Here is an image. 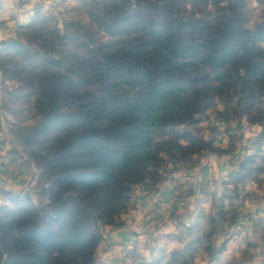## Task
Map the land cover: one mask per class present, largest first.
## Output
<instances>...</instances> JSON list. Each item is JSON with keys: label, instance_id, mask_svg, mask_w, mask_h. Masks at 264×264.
Here are the masks:
<instances>
[{"label": "trees", "instance_id": "1", "mask_svg": "<svg viewBox=\"0 0 264 264\" xmlns=\"http://www.w3.org/2000/svg\"><path fill=\"white\" fill-rule=\"evenodd\" d=\"M256 1L78 0L62 26L38 12L18 26L1 47V76L14 82L2 108L18 117L10 133L40 173L36 200L16 194L0 205V264H99L102 225L154 176L162 152L205 146L187 130L185 145L157 136L217 102L264 120V0ZM210 236L190 238L166 261L129 264H191Z\"/></svg>", "mask_w": 264, "mask_h": 264}, {"label": "rangeland", "instance_id": "2", "mask_svg": "<svg viewBox=\"0 0 264 264\" xmlns=\"http://www.w3.org/2000/svg\"><path fill=\"white\" fill-rule=\"evenodd\" d=\"M77 1L42 0L35 6L31 18L37 12L52 15L62 26V18L69 16L70 8L75 6ZM250 3L252 6L257 5L256 0H251ZM19 25L7 31L6 38H17ZM2 46L0 45V54L3 52ZM13 85L12 80H3L0 71V141L11 144V153L18 155L19 157L15 156L18 159L22 158L21 155L29 158L10 133L18 117L2 108L3 100L8 99L7 91ZM234 109L233 101L226 104L214 103L204 113L197 115L195 121L172 126L163 135L156 137L157 140L185 145L187 140L181 135L187 130L197 135L205 146L200 152L192 155L182 156L177 149L171 151L173 154L162 152V160L151 165L154 176L146 184L137 187L157 185L166 180L169 169L184 172L187 166L194 167V162L202 175L198 174V177L196 174L195 177L191 176L192 180L189 182L174 186L179 194L172 198V207H166L164 210L165 216L150 205L148 213L152 216L139 218L145 223L146 230L137 245L138 252L142 254L137 253L136 246L129 242V251H125L124 263L118 257L116 264H129L138 259L152 260L157 257L166 261L173 250L183 248L186 241L203 235L204 231L211 232V236L199 241V248L192 261L190 260L191 264H264V120L252 123L246 115L239 117ZM238 121L241 122L240 128H237ZM246 161L249 162L247 166L244 165ZM1 163L2 160L0 165ZM211 163L217 170L220 166L223 167L222 171L225 172H219L209 178V172H205L204 168ZM35 168L33 186L29 190L23 192L0 187V205H11L16 194H29L33 199H37V179L40 171L36 166ZM4 170L11 174L7 167ZM137 187L128 192L116 221L101 227L102 240L96 250L99 264H106L103 259L106 251L102 250V244L108 228L122 224L121 217L130 210L129 200L135 195ZM189 194L191 196L185 198ZM220 207L224 218H221ZM211 213H214L217 219L213 225L208 223L206 217ZM162 217L166 221L165 225L169 224L166 228L172 225V231L166 232L162 228ZM196 221H199L201 226L187 235L186 227ZM209 245L212 247L211 251L205 248ZM151 246L155 247L153 252L148 251Z\"/></svg>", "mask_w": 264, "mask_h": 264}, {"label": "crops", "instance_id": "3", "mask_svg": "<svg viewBox=\"0 0 264 264\" xmlns=\"http://www.w3.org/2000/svg\"><path fill=\"white\" fill-rule=\"evenodd\" d=\"M41 1L0 0V40L5 39L7 37L5 33L11 31L16 25L27 23L33 15L35 6L41 3ZM10 146L11 144L8 142L0 141V161L2 160L0 165V187H3L5 190L27 191L33 186V179L36 173L35 165L29 158L21 155L22 153H20L22 158L20 157L21 159H18V155L11 153ZM194 165V167H191V165L187 166L184 172H176L173 169H171V172L169 169L166 180L157 185L151 187L136 186L135 195L129 200L130 210L121 217L122 224L108 228V233L105 236L106 239L102 244V250L106 251L103 257L106 264H116L118 257L124 263V254L129 251V248H127L129 242L133 243L136 246L135 250H137V245L140 242L139 238L146 231L144 229L145 223L139 218L152 216L148 213L151 204L162 216H165L164 210L166 207L171 206L172 198L177 197L179 194V191L174 186L189 182L192 180L191 176L195 177L194 175L196 174L202 175L197 169L198 165L196 162H194ZM6 167L11 170V174L4 170ZM204 169L205 172H209V178L212 175L219 174V172H225L222 171L223 167L220 166L217 170L216 167L212 166V163ZM187 178L190 179L187 180ZM190 196L191 194L185 198H189ZM161 221L164 223L162 228L166 232L173 230L172 225L169 227L170 229L166 228L169 224L167 226L165 225L166 221L163 217ZM172 222L175 224L174 221ZM149 248L148 251L150 252H153L155 249L152 246ZM136 252L141 253L138 250Z\"/></svg>", "mask_w": 264, "mask_h": 264}, {"label": "water", "instance_id": "4", "mask_svg": "<svg viewBox=\"0 0 264 264\" xmlns=\"http://www.w3.org/2000/svg\"><path fill=\"white\" fill-rule=\"evenodd\" d=\"M7 43H14V41L11 40V39H8V38L1 39V40H0V45H4V44H7ZM240 127H241V122L238 121L237 128H240Z\"/></svg>", "mask_w": 264, "mask_h": 264}]
</instances>
